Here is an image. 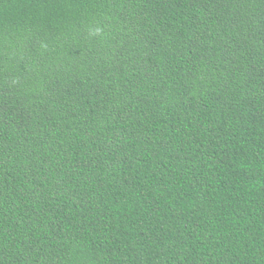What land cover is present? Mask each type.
Listing matches in <instances>:
<instances>
[{
  "label": "trees",
  "instance_id": "trees-1",
  "mask_svg": "<svg viewBox=\"0 0 264 264\" xmlns=\"http://www.w3.org/2000/svg\"><path fill=\"white\" fill-rule=\"evenodd\" d=\"M0 264H264V0H0Z\"/></svg>",
  "mask_w": 264,
  "mask_h": 264
},
{
  "label": "clouds",
  "instance_id": "clouds-1",
  "mask_svg": "<svg viewBox=\"0 0 264 264\" xmlns=\"http://www.w3.org/2000/svg\"><path fill=\"white\" fill-rule=\"evenodd\" d=\"M96 31H97V32H99V31H100V29H99V28H97V29H96Z\"/></svg>",
  "mask_w": 264,
  "mask_h": 264
}]
</instances>
